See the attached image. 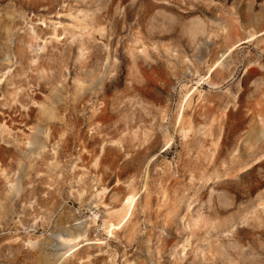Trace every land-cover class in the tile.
I'll return each mask as SVG.
<instances>
[{
	"label": "rangeland",
	"instance_id": "374dc122",
	"mask_svg": "<svg viewBox=\"0 0 264 264\" xmlns=\"http://www.w3.org/2000/svg\"><path fill=\"white\" fill-rule=\"evenodd\" d=\"M0 264H264V0H0Z\"/></svg>",
	"mask_w": 264,
	"mask_h": 264
}]
</instances>
